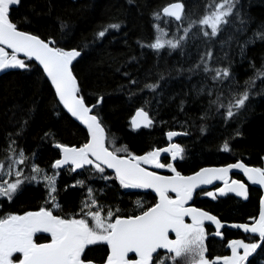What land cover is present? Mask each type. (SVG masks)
<instances>
[{
  "label": "snow or ice",
  "instance_id": "snow-or-ice-1",
  "mask_svg": "<svg viewBox=\"0 0 264 264\" xmlns=\"http://www.w3.org/2000/svg\"><path fill=\"white\" fill-rule=\"evenodd\" d=\"M21 7H25L23 0H0V74L22 70L40 78L36 86L41 82L50 83L54 89L53 114L63 119L61 112L66 110L84 126L86 134L85 142L79 145L56 141L51 129L43 134L41 140L51 141L58 150V158L50 164L49 172L35 162L36 151L26 153L18 143L38 111L36 100L33 99L27 109L19 103L8 109L11 112L9 123H19V127L6 133V146L0 149L3 153L0 156V198L11 202L27 187L42 185L44 204L22 214L0 215V264H252L250 258L255 259V264H264V196L259 199L258 216L248 218L251 223L230 225L247 234L246 239L227 241L230 255H210L208 238L210 235L223 238L221 229L225 223L218 215L194 204V197L201 194L213 200L217 199V193L219 196L234 193L247 199L248 186L239 179H232L230 173L238 170L252 185L264 188V166L250 167L238 160L182 174L173 162L189 159L190 154L180 142L172 141L175 137L189 135L184 125L182 131L166 132L167 146L154 147L143 154H135L126 145L116 147L114 134L103 116L104 96L95 94L94 99H90L78 78L77 65L83 58V49L72 45L70 32H65L68 23L61 21L59 38H41L27 27L21 28L19 19L13 18ZM189 8L187 0H172L154 10L153 27L161 35L147 47L158 56L165 48L169 54L179 50L184 55L189 45L195 44L198 60L186 69L174 70L177 74L185 71L204 74L199 87L192 86L194 99L204 98L201 120L218 117L224 125L237 124L234 135L226 137L222 144V150L227 153L231 151L228 140L243 135L239 124L252 110L253 97L264 96V59L259 67L249 60L253 75L241 83L232 71L229 52L214 60L213 45L218 42L223 51L225 44L231 48L235 39L243 60L248 44L254 43L255 38L264 40V25L241 43L236 34L245 32L251 22L243 0H211L199 16L192 14ZM22 15L24 22L30 24L27 14ZM120 28V23L112 22L97 35L102 38L110 29L118 31ZM224 32H229L227 41L219 39ZM225 60L227 64L222 65ZM168 71L170 75L171 70ZM122 75L127 78V85L120 87H127L128 103H135L133 97L145 91L150 93V96H141L140 106L134 108L129 119V127L132 130L153 128L170 81L165 79L163 71H158L156 78L151 79V70H148L143 81L129 72ZM257 79L262 85L259 91L254 90ZM173 98L174 95L168 96L169 101ZM205 102L206 108L203 107ZM185 103L182 98L181 111ZM18 113L19 121H16ZM207 131L208 125L201 124L200 132ZM162 153L172 162L167 157L162 162ZM150 169H167L171 174L161 175ZM64 170L75 173L76 179L70 184L58 185V177ZM94 180L103 181L104 187L95 188L90 183ZM215 181L222 182L223 187L215 190L203 187ZM109 182L118 184L122 190H151L157 199L147 207L137 199L132 212L118 205H105L99 197L110 186ZM70 189H79L80 199L76 210L63 213L61 193L72 195ZM37 234H47L50 239L39 242Z\"/></svg>",
  "mask_w": 264,
  "mask_h": 264
},
{
  "label": "trees",
  "instance_id": "trees-1",
  "mask_svg": "<svg viewBox=\"0 0 264 264\" xmlns=\"http://www.w3.org/2000/svg\"><path fill=\"white\" fill-rule=\"evenodd\" d=\"M169 2L172 0H23L25 7H21L13 18L19 19L21 28L27 27L38 33L41 38L46 36L59 38L61 21L68 23L69 28L65 32H70L69 39L72 45L83 49V58L77 65L78 78L90 99H94L95 94L104 96L103 116L114 134L116 147L126 145L135 154H143L151 148L167 146L166 132L182 131L181 126L184 125L189 135L174 141L180 142L190 154L189 159L177 160L175 164L182 174L189 175L199 167L223 166L238 160L251 167H262L264 96L253 97L252 110L246 114V118H242V123L239 124V131L243 135L228 140L231 151L226 153L222 150V144L226 137L234 135L233 130L237 124L229 122L224 125L218 117L201 120V101L204 98L194 99L192 86L199 87L204 74H190L187 71L177 74L174 70L179 67L186 69L198 60L195 44H190L184 55H181L179 50H173L169 54V50L165 48L160 50L158 56L155 50L147 47L160 34L153 27L152 13ZM243 2L245 10L251 16V22L245 32L236 34V39H239L241 43L253 37V33L264 25V0H243ZM187 3L190 5L188 10L195 16H199L211 0H187ZM28 5L31 7H27ZM25 13L31 21L30 24L24 22L22 14ZM112 22L120 23L121 28L118 31L110 29L104 37H99L98 31ZM161 26L165 27L163 24ZM228 35L229 32H224L219 39L227 41ZM213 50L214 60L217 56H223L224 52H229L232 71L243 83L253 75L249 60L259 67L264 59V40L255 38L254 43L248 44L245 49L246 58L243 60L238 54L235 39L232 41L231 48L225 44L222 51L217 42L213 45ZM200 51H203V48ZM133 57L135 59H132ZM226 64V60L222 61V65ZM148 70H151V79L156 78L158 71H163L165 79L170 81V86L167 88L159 114L156 116V125L151 129L132 130L129 127V119L134 114V108L140 106L141 96H150V93L145 91L133 97L135 103H128L127 87L124 89L120 87L127 85V78L122 74L129 72L133 77L143 81ZM168 70H171L170 75ZM189 76L191 79L188 78ZM38 79L40 78L35 73H25L22 70H10L7 74L0 75V149L6 146V133L14 132L19 127V123H9L8 116L11 112L8 109L17 103L27 109L35 99L39 105L38 111L34 115L30 128L22 139H18V143L26 153L36 151L38 155L35 162L42 169L51 172L49 166L54 159L58 158V150L52 146L51 141L41 140L43 134L51 129L56 141L79 145L85 142L86 130L65 110L61 112L63 119L53 114L54 89L51 88L50 83L44 82L36 86L35 82ZM261 86V80L257 79L254 90L259 91ZM169 95H174L171 101L168 100ZM182 98L187 101L183 111L179 107ZM59 107L62 109V105ZM203 107H207L206 102ZM16 121H19V113ZM201 124L208 125L209 131L202 134ZM112 138L109 137L110 140ZM2 155L3 153L0 152V156ZM165 174L171 173L165 169ZM80 178L82 179L83 176ZM75 179V173L61 171L58 185L70 184ZM90 183L97 189L104 187V182L100 180ZM109 184L110 186L99 197L101 203L105 205H118L121 209L132 212L136 207L137 199H142L145 207L155 201V197L151 194H144L141 198L142 196L135 192L136 190H122L118 184L114 185L113 182ZM69 191L73 194L61 193L60 199L64 204L63 213H72L76 210L80 199L79 189ZM43 197L44 190L41 185L27 187L11 202H8L6 198H0V215L8 212L22 214L24 211L37 210L44 204ZM220 208H223L220 215L224 221L228 224L240 223L251 215L253 209H256L255 195H252L247 203L241 204L237 211L229 200L223 206L219 205ZM36 239L39 242H47L50 237L39 234ZM252 264H255V259H252Z\"/></svg>",
  "mask_w": 264,
  "mask_h": 264
},
{
  "label": "flooded vegetation",
  "instance_id": "flooded-vegetation-1",
  "mask_svg": "<svg viewBox=\"0 0 264 264\" xmlns=\"http://www.w3.org/2000/svg\"><path fill=\"white\" fill-rule=\"evenodd\" d=\"M180 137H183V136H180ZM168 159L170 160V158H168ZM162 162H163V160H162ZM173 163L176 164L177 161H175ZM164 174H165V172H164ZM231 178L232 179H239V180H241L242 182H244L248 186V198H247V200H242V199L234 197L232 195H226V196L221 197L218 194H217V199L213 200L212 198L204 196V195L201 194L199 196H195L194 197L195 206L201 207L204 210L210 211L212 214L218 215V217L224 223H228V222L224 221V219L221 217L220 212H223V208L219 209V205L223 206L224 203L229 200L231 202V204L234 205L235 211H237L236 209H238V207L241 204L247 203L250 200L251 196L255 195L256 209H253V211L251 212L252 214L249 215V217L253 216V214L258 216L259 199H260L261 196H263L262 190H260L259 188H256V187L248 185V181L245 179L244 176H242L240 174H232ZM222 186H223V184H216V185H214L213 187H211L210 189H207V190H215L216 187H222ZM135 192H138L142 196L141 198H143L144 194H151L153 197H155L149 191L136 190ZM156 199L157 198L155 197V200ZM141 201H142V199H141ZM248 218L244 219L240 223H245V222L251 223V221ZM233 223H237V222H233ZM221 232L223 233V238L214 237L213 235H210L209 238H208V241H207L208 250H209V253H210L211 256H215V255H230V249L227 248V241L230 240V239H240V238H245L246 239V236H247V234H245V233H243V232H241L239 230H230L228 228H224ZM38 235L39 234H37V236ZM257 239H258V237H257ZM258 252H259V250H258ZM252 259H254V258H251L250 260H252Z\"/></svg>",
  "mask_w": 264,
  "mask_h": 264
},
{
  "label": "water",
  "instance_id": "water-1",
  "mask_svg": "<svg viewBox=\"0 0 264 264\" xmlns=\"http://www.w3.org/2000/svg\"><path fill=\"white\" fill-rule=\"evenodd\" d=\"M75 63V62H74ZM0 75H2V74H0ZM66 111V110H65ZM70 115V114H69ZM71 117V116H70ZM76 123H78L83 129H85L84 128V126L83 125H81L78 121H76L75 120V118H73V117H71ZM142 129V128H141ZM86 130V129H85ZM179 137V136H178ZM175 138H177V137H175ZM175 138H173V141H174V139ZM172 141V142H173ZM166 157H168V155L167 154H165V153H162L161 154V161H162V159L163 158H166ZM170 158V157H169ZM150 170H155V171H157L159 174H161V175H165L164 174V169H150ZM110 171V170H109ZM232 174H240V175H242V176H244L243 175V173H241V172H239L238 170H233L231 173H230V177H231V175ZM245 177V176H244ZM245 179L247 180V178L245 177ZM216 184H223L222 182H220V181H215L214 183H213V185H209V186H203V187H205L206 189H210L211 187H213L214 185H216ZM248 185H250V186H253V187H256V188H259L260 190H262V192H263V196H264V188H261L259 185H252L249 181H248ZM223 187V186H222ZM145 191H149L150 193H152L154 196H155V194L151 191V190H145ZM199 191V190H198ZM218 194V193H217ZM219 195V194H218ZM226 195H232V196H234V197H237L234 193H227ZM225 195V196H226ZM156 197V196H155ZM221 197H223V196H221ZM157 198V197H156ZM237 198H240V199H242V200H247V199H244L243 197H237ZM231 224H228V223H225V226L221 229V231L224 229V228H228V229H230V230H239V231H241V232H243L241 229H235V228H232L231 226H230ZM213 228H214V226H212ZM251 259V258H250Z\"/></svg>",
  "mask_w": 264,
  "mask_h": 264
},
{
  "label": "bare ground",
  "instance_id": "bare-ground-1",
  "mask_svg": "<svg viewBox=\"0 0 264 264\" xmlns=\"http://www.w3.org/2000/svg\"><path fill=\"white\" fill-rule=\"evenodd\" d=\"M180 137V136H179ZM168 144V143H167ZM264 160V159H263ZM251 167V166H250ZM253 211V210H252ZM252 214V213H251ZM254 215V214H253Z\"/></svg>",
  "mask_w": 264,
  "mask_h": 264
},
{
  "label": "rangeland",
  "instance_id": "rangeland-1",
  "mask_svg": "<svg viewBox=\"0 0 264 264\" xmlns=\"http://www.w3.org/2000/svg\"><path fill=\"white\" fill-rule=\"evenodd\" d=\"M159 35H161V33Z\"/></svg>",
  "mask_w": 264,
  "mask_h": 264
}]
</instances>
